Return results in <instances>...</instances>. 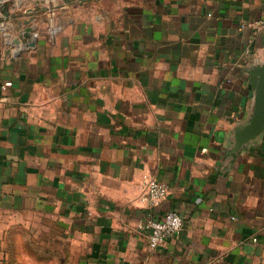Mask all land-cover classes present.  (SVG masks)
Masks as SVG:
<instances>
[{"label": "crops", "instance_id": "1", "mask_svg": "<svg viewBox=\"0 0 264 264\" xmlns=\"http://www.w3.org/2000/svg\"><path fill=\"white\" fill-rule=\"evenodd\" d=\"M5 5L0 264H264V132L234 138L264 62V28L241 25L264 0ZM146 173L170 186L154 214L184 219L155 249Z\"/></svg>", "mask_w": 264, "mask_h": 264}, {"label": "built area", "instance_id": "2", "mask_svg": "<svg viewBox=\"0 0 264 264\" xmlns=\"http://www.w3.org/2000/svg\"><path fill=\"white\" fill-rule=\"evenodd\" d=\"M252 26L256 30L264 28V18L244 22L241 26ZM12 84L7 81L5 85ZM143 193L141 199L146 203L147 213L144 218L138 221L137 229L144 232L148 238L149 247L157 248L162 241L171 235L177 234L183 228V215L175 209L168 210L163 215H155L153 208L158 205L169 193L170 186L168 183L158 178L144 174L141 182ZM257 240V237L254 238Z\"/></svg>", "mask_w": 264, "mask_h": 264}, {"label": "water", "instance_id": "3", "mask_svg": "<svg viewBox=\"0 0 264 264\" xmlns=\"http://www.w3.org/2000/svg\"><path fill=\"white\" fill-rule=\"evenodd\" d=\"M5 1L0 0V12L4 11V15L9 17L11 12L7 5L4 6ZM11 1L18 5L19 2L21 3V0ZM25 22H29V19L25 20ZM6 26L7 23L0 18V28H6ZM30 31H32V27L27 26L21 32L20 38L16 42L23 39L27 47L35 46V39H28L30 37ZM249 74V80L254 89V106L250 116L235 128V150L256 140L264 132V62L259 61L251 64Z\"/></svg>", "mask_w": 264, "mask_h": 264}]
</instances>
